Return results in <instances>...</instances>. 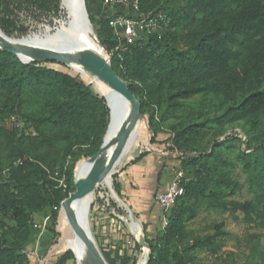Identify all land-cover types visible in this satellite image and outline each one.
<instances>
[{
  "label": "trees",
  "instance_id": "obj_1",
  "mask_svg": "<svg viewBox=\"0 0 264 264\" xmlns=\"http://www.w3.org/2000/svg\"><path fill=\"white\" fill-rule=\"evenodd\" d=\"M85 2L113 70L147 116L149 145L162 144L186 175L185 193L163 210V228L153 237L144 231L145 264H209L200 253L223 264H264V252L253 262L224 256L229 233L223 221L202 234L188 227L203 206L234 220L241 213L264 229V0H138L140 13L162 12L166 21L160 31L132 42L118 40L110 16L97 20ZM62 18L61 0H0V29L12 39L43 35ZM54 63L69 67L23 63L0 48V264H30L25 246L40 213L48 212L52 239L59 236L58 216L75 190L77 164L99 151L109 123L105 95L79 75L46 65ZM238 123L242 136L226 133ZM236 142L254 194L243 201L234 198L241 185L223 154ZM149 153L141 151L129 164ZM111 179L121 196L118 174ZM99 193L91 212L97 205L122 213L116 200ZM98 249L106 264H136L142 247L134 241L133 254ZM52 264H75L73 252L66 250Z\"/></svg>",
  "mask_w": 264,
  "mask_h": 264
},
{
  "label": "rangeland",
  "instance_id": "obj_2",
  "mask_svg": "<svg viewBox=\"0 0 264 264\" xmlns=\"http://www.w3.org/2000/svg\"><path fill=\"white\" fill-rule=\"evenodd\" d=\"M62 1L63 0H61V8H63L64 10V18L55 19L53 21L52 26H46V33L38 36L45 37L50 32H53L54 28L59 22L68 18L67 1L64 0L63 3ZM86 1L89 5L92 14L97 18V20H100L101 18L108 16V13H106V9L102 7V0H86ZM93 3L96 6V9H93L94 8ZM92 29L94 30V26H92ZM34 36L37 35H33L29 38H33ZM12 40H16V39H12ZM46 65L55 69L63 70L72 75H79L80 77L83 78V76L80 73L75 72L71 66L65 67L63 65L56 63L46 64ZM83 79L85 80V78ZM85 81L87 83L89 82L87 80ZM91 85L96 93H100V90L94 84L91 83ZM12 123L13 124L15 123L14 119L12 121H6L5 125L10 126ZM226 128H227L226 130L227 134H236V135L238 134L240 136L243 135L242 124L240 123L232 126H228ZM150 137H151V132L148 127L147 116H145L137 123L136 127L134 128L129 138V141L124 148V152L120 160L110 172V178H107V180L104 181L103 184L98 188L100 189V193L98 195L99 197L105 196L106 198H113L120 205V209L122 213L114 214L113 212H111L110 214L111 215L113 214V216L118 220L121 219L120 221L122 222L123 226H125L123 227V229L125 228V230L127 228L126 222H130V220L132 219L129 216V210L124 205L125 201L122 199L121 196H117L116 192L112 188L111 175L114 173L118 174L122 169L128 166L129 161L132 158H134L137 154H139L141 151L153 147L154 145L152 146L149 145ZM209 138L210 137L208 136L206 141L203 143V145L205 146L208 145ZM170 145L171 142H168L167 146ZM238 146L239 145L236 142V147L233 150H231L230 152L224 151L223 154L226 157V159L232 163V166L229 167L230 174L241 185V187L237 190L234 198L243 201V200L252 199L254 194L250 188L248 174L246 171H244L242 164L237 159ZM87 159H82L81 161H88ZM55 174L57 177H59V180L64 179L63 177L59 176V171H56ZM75 176L77 179V167H76ZM75 176H74V182H75ZM95 197L96 195L93 194V196H91V198L87 200L88 202L85 205L84 210L86 209L87 225L94 238L97 247L100 246L101 248H104L106 250L111 247L112 251H116L119 254H122L124 251H126L128 254H133L134 241H136V237L134 236H136V234L137 237L139 235L144 236V234H142V231L139 230V228L141 229L144 226V224L138 222L135 218H133L134 221L136 220L138 222L137 224L139 228L137 230L136 227L137 224L133 225V232L126 233L129 242L126 243L125 241H123V239H120V240H116L115 243H112L113 241L108 240L110 236L105 234V232L101 229V226L98 228L96 227L95 222L98 218L97 215L98 206L95 205V210H96L95 212L90 211V206L94 202ZM47 214L48 212L45 211L37 215L36 225L34 226L33 229L31 242L25 246V250L27 251L30 257V264H52L60 254H62L66 250H70L66 246L60 245L62 232L59 225V221L57 225L59 236L55 239V241L52 239V234L48 231V226L50 225L49 220L45 222V227H43L44 218L47 216ZM237 214L239 216V219L234 220L229 215L228 212L221 214L218 211L212 210L210 208H205L202 206L198 211V215L196 219L193 222L189 223L188 227L191 228L194 233L202 234L205 232L206 227L209 224L219 223L223 221L225 224L224 229L227 230L229 233L225 239V243L222 248L224 256L227 258H233L234 260H237L238 263H242L246 260L251 262L257 261L259 260L260 257L258 252H264V234H263L264 229L258 227L255 223H247L246 221L243 220V215L241 213H237ZM164 221H165L164 213L162 212L158 222L155 224L152 231L147 233L148 237H153L156 234V232H159L163 228ZM68 229L70 232L69 225H68ZM112 247H114L115 249ZM147 254H148V249L142 247L141 253L139 254V260L136 264H145L147 259ZM73 255H74V263L78 264L74 252ZM200 256L203 258L205 262L209 264H223L222 262H214L213 258L206 256L205 253H200Z\"/></svg>",
  "mask_w": 264,
  "mask_h": 264
},
{
  "label": "water",
  "instance_id": "obj_3",
  "mask_svg": "<svg viewBox=\"0 0 264 264\" xmlns=\"http://www.w3.org/2000/svg\"><path fill=\"white\" fill-rule=\"evenodd\" d=\"M81 3L82 6L80 8V13L82 14L84 19V28L89 35L92 34L93 36H95L92 29V24L88 16L85 0H81ZM57 32L58 30L52 33V35L56 34ZM7 40H10V38L6 36L0 29V48L3 51L14 54L21 62L29 63L32 61H55L67 64L71 67L77 66L85 70L89 77H94L102 81L116 95V100L113 104H110L108 98L105 96L106 103L109 108V123L99 151L94 156L87 159L90 162H93L94 166L98 164V161L100 162V160L102 159L103 150L106 145V139L110 130V126L113 121L116 120L118 122V126L115 130L116 133L113 138V150L106 162L105 168L102 174L97 177L95 175V170L91 169L87 173L85 178L79 183L77 182L75 176V190L71 192L69 196L62 202L61 210L58 216L59 221L61 213H64L70 227V232L74 234V236L78 240L79 245L88 255L91 264H106L88 228L87 221H81L78 218L73 209V204L80 198L86 197L88 195L93 196L95 190L103 184L104 180L107 177L110 178V172L118 163L120 156L136 124L143 118L140 102L133 94V92L129 89L127 82L115 73L112 68L109 56L99 41L98 43L100 47L106 53L105 56L100 53L91 52L85 48H74L71 46L61 45H11ZM26 40L27 39L24 38L17 41ZM88 84H91V82L89 81ZM123 101L128 102L130 107L127 115L125 114L123 109ZM136 241L139 245L147 248L149 251V245L145 241L144 236H138L136 238Z\"/></svg>",
  "mask_w": 264,
  "mask_h": 264
},
{
  "label": "crops",
  "instance_id": "obj_4",
  "mask_svg": "<svg viewBox=\"0 0 264 264\" xmlns=\"http://www.w3.org/2000/svg\"><path fill=\"white\" fill-rule=\"evenodd\" d=\"M102 7L106 9L108 15L120 11L119 8L110 9L103 4ZM93 9H96L95 5ZM149 150L150 153L140 162L129 164L118 173L121 197L125 201L124 205L129 210V216L132 219L130 222H126L128 230L127 228V231L125 228L123 229L125 226L120 221L121 219L118 220L113 214L98 210L96 227L101 226L105 234L110 236L108 240L113 241L112 243L120 239L126 243L129 242L126 233H132L133 225L138 222L144 224L141 229L138 224L136 225L137 230L139 228L142 234L144 231L146 233L151 232L163 212V209L154 200V194L160 189H165L172 178L174 169L179 167L180 161L162 144H155ZM133 218L138 222L134 221ZM134 237L137 238V234Z\"/></svg>",
  "mask_w": 264,
  "mask_h": 264
},
{
  "label": "bare ground",
  "instance_id": "obj_5",
  "mask_svg": "<svg viewBox=\"0 0 264 264\" xmlns=\"http://www.w3.org/2000/svg\"><path fill=\"white\" fill-rule=\"evenodd\" d=\"M66 1L68 4V8H67L68 18L62 20L56 25L53 32H50L48 34L51 36L46 35V37H38L37 35L36 37L29 38L26 41H17V39L16 40L10 39L7 40L8 43H10L11 45H24V46H46V45L71 46L74 48H85L91 52L100 53L105 56L106 53L100 47L98 40L92 34L89 35L84 28V19L82 14L80 13V8L82 6L81 0H66ZM57 30L58 32L52 35V33H54ZM72 68L74 69L75 72L80 73L83 76V78H85V80L90 81L92 84H94L100 90V93H102L108 98L110 104H113L115 102L116 95L107 87L106 84H104L102 81L94 77H89L85 70L77 66H72ZM122 105L124 112L127 115L130 108L129 104L128 102L123 101ZM117 126H118V122L114 120L110 126V130L107 135L106 145L103 150L102 159L100 160V162L98 161V164L96 166H94V163L90 162L89 160L79 162L77 166V179H76L78 183L85 178V176L91 169L95 170L96 177L102 174L106 162L113 150V138L115 136L116 133L115 130ZM107 178L104 181H106ZM89 198H91L90 195L76 200L73 204V209L81 221L86 220V209L84 210V207L87 204L88 202L87 200ZM59 225L62 232L60 245H64L74 252L78 264H91L88 255L86 254L84 249L79 245L78 240L76 239L74 234L69 232L68 222L64 213H61L60 215Z\"/></svg>",
  "mask_w": 264,
  "mask_h": 264
},
{
  "label": "built area",
  "instance_id": "obj_6",
  "mask_svg": "<svg viewBox=\"0 0 264 264\" xmlns=\"http://www.w3.org/2000/svg\"><path fill=\"white\" fill-rule=\"evenodd\" d=\"M102 4L110 9H120V11L109 15V25L114 30L118 40L125 39L127 42H132L148 36L160 31L166 21V16L162 12L155 14L140 13L138 0H102ZM185 178V171L180 166L175 168L165 189H160L154 194V200L164 211L171 208L175 200L185 193L183 186ZM59 184L63 185V180H59ZM47 220L48 216L44 218L43 227H45ZM164 224L165 221L163 226Z\"/></svg>",
  "mask_w": 264,
  "mask_h": 264
}]
</instances>
